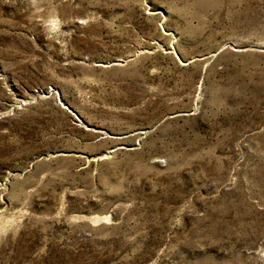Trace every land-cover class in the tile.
<instances>
[{
  "label": "rangeland",
  "instance_id": "1",
  "mask_svg": "<svg viewBox=\"0 0 264 264\" xmlns=\"http://www.w3.org/2000/svg\"><path fill=\"white\" fill-rule=\"evenodd\" d=\"M0 264H264V0H0Z\"/></svg>",
  "mask_w": 264,
  "mask_h": 264
}]
</instances>
